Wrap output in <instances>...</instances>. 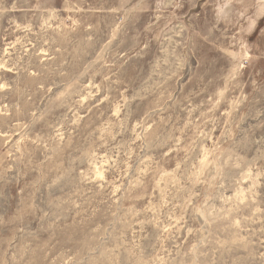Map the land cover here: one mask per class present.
I'll return each instance as SVG.
<instances>
[{
    "label": "rangeland",
    "instance_id": "374dc122",
    "mask_svg": "<svg viewBox=\"0 0 264 264\" xmlns=\"http://www.w3.org/2000/svg\"><path fill=\"white\" fill-rule=\"evenodd\" d=\"M0 264H264V0H0Z\"/></svg>",
    "mask_w": 264,
    "mask_h": 264
}]
</instances>
